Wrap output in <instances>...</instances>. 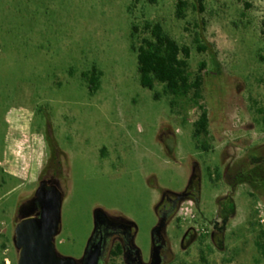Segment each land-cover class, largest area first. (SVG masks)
<instances>
[{"label": "rangeland", "instance_id": "374dc122", "mask_svg": "<svg viewBox=\"0 0 264 264\" xmlns=\"http://www.w3.org/2000/svg\"><path fill=\"white\" fill-rule=\"evenodd\" d=\"M263 21L264 0H0V264L17 263L16 224L46 179L64 196L61 256L81 259L102 210L133 224L148 261L161 202L186 194L211 234L176 213L162 264H264ZM147 24L191 49V81L206 64L208 151L192 138V95L173 107L162 84L140 85L132 45L151 37ZM94 72L91 93L83 74Z\"/></svg>", "mask_w": 264, "mask_h": 264}, {"label": "trees", "instance_id": "16d2710c", "mask_svg": "<svg viewBox=\"0 0 264 264\" xmlns=\"http://www.w3.org/2000/svg\"><path fill=\"white\" fill-rule=\"evenodd\" d=\"M197 1L199 4L202 2V0ZM178 6V15L182 16L183 3L179 2ZM146 29L151 33V37L143 39L138 47L132 45V50L137 53L140 85L145 89L153 91L156 83L162 84L164 86V92L174 99L171 102L173 107L177 106L179 100L188 99L192 95L199 113L196 121L193 123L192 138L197 142L198 149L208 151V146L201 145L200 140L210 135L209 111L205 104L199 103V100L202 99L203 72L206 64L203 63L201 65L199 75L194 81H191L188 74L189 59L192 53L191 49L180 46L175 40L170 38L160 24H147ZM261 34L264 38V21L262 22ZM83 78L87 81L89 80L91 93L99 89L100 73L94 72L91 79L85 73L83 74ZM155 97L159 98L160 95L156 93ZM259 113L263 115L262 122L264 125V109L259 110ZM184 124H187V119H185ZM58 152L59 150L56 149V159L59 157ZM230 200L232 203L228 211L223 207L219 213V217L223 219L224 223L235 213V203L232 198ZM215 224L217 226V222ZM257 247L264 256V244L258 243ZM119 253H121L120 246H118V252L116 254Z\"/></svg>", "mask_w": 264, "mask_h": 264}, {"label": "water", "instance_id": "95a60500", "mask_svg": "<svg viewBox=\"0 0 264 264\" xmlns=\"http://www.w3.org/2000/svg\"><path fill=\"white\" fill-rule=\"evenodd\" d=\"M63 193L57 185H49L46 180L40 182L35 192L31 206L39 207V215H25L16 224L15 247L18 250L16 264H78L73 257L61 256L56 248V237L60 231ZM180 201L187 198L186 194L177 195ZM104 211L95 212V224ZM166 226V219H162L153 230L152 238ZM101 252H96L90 259V264L100 263ZM83 262L87 261L86 254Z\"/></svg>", "mask_w": 264, "mask_h": 264}, {"label": "flooded vegetation", "instance_id": "af4514ba", "mask_svg": "<svg viewBox=\"0 0 264 264\" xmlns=\"http://www.w3.org/2000/svg\"><path fill=\"white\" fill-rule=\"evenodd\" d=\"M49 185H55L52 180L46 179ZM161 211L159 212L160 221L166 219V223L174 217L180 204L177 196L167 197L163 199ZM29 213L39 215V207L31 206ZM104 216L100 217L97 225L94 222V229L91 233L81 259H77L78 264H90L91 257L98 251L101 252L100 263L102 264L107 255L113 257H122L125 264H162L164 256L163 250L165 243L162 239V232L155 234L153 239V253L148 261H145L140 251L134 245V226L123 218L115 217L104 212ZM118 246L121 247V253L118 252ZM87 256V261L83 262L84 255ZM65 257V256H64Z\"/></svg>", "mask_w": 264, "mask_h": 264}, {"label": "built area", "instance_id": "2783aa9c", "mask_svg": "<svg viewBox=\"0 0 264 264\" xmlns=\"http://www.w3.org/2000/svg\"><path fill=\"white\" fill-rule=\"evenodd\" d=\"M177 217L183 225H191V228L199 235L211 234L212 224H210V228L207 224H201L199 221V212L192 198H186L183 201H180L177 209ZM6 263L10 264L9 261H6Z\"/></svg>", "mask_w": 264, "mask_h": 264}, {"label": "crops", "instance_id": "0c3cea01", "mask_svg": "<svg viewBox=\"0 0 264 264\" xmlns=\"http://www.w3.org/2000/svg\"><path fill=\"white\" fill-rule=\"evenodd\" d=\"M7 171L10 175L16 177V174H18L19 170L16 169L15 165L12 166L11 163L10 164H7ZM186 191V190H185Z\"/></svg>", "mask_w": 264, "mask_h": 264}]
</instances>
